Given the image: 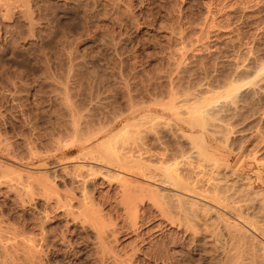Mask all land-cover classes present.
I'll use <instances>...</instances> for the list:
<instances>
[{
    "label": "rangeland",
    "instance_id": "1",
    "mask_svg": "<svg viewBox=\"0 0 264 264\" xmlns=\"http://www.w3.org/2000/svg\"><path fill=\"white\" fill-rule=\"evenodd\" d=\"M7 1H0V110L4 113L0 130L10 137L16 139L23 130L47 152L52 137L68 138L69 143L74 111L107 127L123 120L117 130L134 115L172 101V89L181 97L193 91L199 102L210 95L215 104L229 99L227 83L235 80L245 95L237 108H225L221 116L216 113L221 127H230L227 133L234 130L228 145L218 141L217 152L223 160L227 156L224 145L242 147L248 155L256 148L259 153L264 150L263 141L256 137L264 135V95L249 92L250 83L258 81L264 71V0H10L9 7L4 5ZM67 93L72 113L60 101ZM189 104L179 109L187 110ZM52 154L47 160H55ZM108 188L97 194L107 198L106 212L117 217L114 205L119 194L107 193ZM149 211L143 212L144 219L135 230L125 222V214L120 215L115 237H111L118 240L112 244L128 254L136 251L137 264H170L179 258L182 264H211L208 261L214 254L207 240L211 237L203 228L197 237L199 249L192 232L183 235V229L165 222L155 209ZM56 221L51 225H62ZM88 236L86 232L72 235L76 246L66 258L59 251L48 257L56 264H94L95 254L87 251ZM162 242L170 259L151 255L156 251L151 245ZM76 250L81 251L75 256Z\"/></svg>",
    "mask_w": 264,
    "mask_h": 264
},
{
    "label": "bare ground",
    "instance_id": "2",
    "mask_svg": "<svg viewBox=\"0 0 264 264\" xmlns=\"http://www.w3.org/2000/svg\"><path fill=\"white\" fill-rule=\"evenodd\" d=\"M260 72V79L256 76L259 80L250 83L249 92L255 96L264 95V71ZM227 85L229 99L215 104L210 95L199 102L193 91L181 97L172 89V101L160 109H147L139 117L131 115L133 120L129 118L117 130L123 120L107 127L73 112L67 93L60 101L66 111L73 112L69 143L68 138L52 137L47 152L23 130L17 131L16 139L0 130V264H56L48 255L59 251L66 258L76 246L72 235L83 232L91 237L87 251L95 254L94 264H137L135 250L128 254L112 244L117 238L112 239L116 219L125 214V222L135 230L144 219L143 212L153 209L165 222L183 229V235L192 232L199 249L197 237L203 228L211 237L207 239L214 254L208 261L211 264H264V150L259 153L256 148L248 155L242 147L226 146L234 130L228 134L230 127H221L217 114L236 107L245 95L235 80ZM188 102L187 110L179 109ZM259 134L256 137L264 143V135ZM218 141L227 142L223 160L217 152ZM51 151L50 158L56 155L52 161L47 160ZM74 151L78 154L71 156ZM59 180L65 182L64 187ZM107 187V193L119 194L114 205L117 217L106 212L107 198L97 194ZM57 219L62 225H51ZM171 231L176 239L178 230ZM165 243H152L156 251L151 255L170 259ZM80 251L72 253L76 256ZM180 259L169 263L182 264Z\"/></svg>",
    "mask_w": 264,
    "mask_h": 264
}]
</instances>
